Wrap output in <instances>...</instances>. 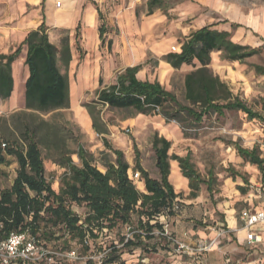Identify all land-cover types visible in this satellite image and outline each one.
I'll return each mask as SVG.
<instances>
[{
    "label": "rangeland",
    "instance_id": "obj_1",
    "mask_svg": "<svg viewBox=\"0 0 264 264\" xmlns=\"http://www.w3.org/2000/svg\"><path fill=\"white\" fill-rule=\"evenodd\" d=\"M27 1L29 0H0V50H5L9 46L8 50L10 52L17 46V40L12 37V30H9L7 34V30L14 23L24 17H31V19L40 18V13L35 16L33 7ZM51 1L60 3L70 19V21H66L63 24L47 25L48 37L57 47L60 46L63 38H67L69 46L71 45L73 48L76 47V44L79 45L82 39L85 10L88 5L95 10V21H97L98 26L111 20L116 23L115 19H119L121 16L125 19L129 16L130 19L126 26H111L115 34L121 35L125 32L126 35H129L132 33L134 41H141L145 44L161 38H167L171 41L167 48L168 51H172L171 46L176 45L175 41L181 42L183 38L181 27H188V25L193 23L194 19L212 21L214 20L212 17L217 13L223 17H228L227 20H229V18H234L235 15L239 14L240 20L231 24V31L228 32L231 34V32L240 28L239 32H241L242 36L238 43L260 48L257 54L250 57L248 61L246 60L249 69H252L253 64H260L264 67V0H164L163 7L154 8L153 13L149 15L146 14L147 0ZM65 2H69V5ZM49 13L52 15V11ZM152 17H154V20ZM88 18L90 20L91 15ZM30 21L27 22L23 29L29 27ZM76 25H78L77 28ZM91 28L87 32H90ZM109 28L108 25L106 32ZM57 64L61 72L71 74L72 70L69 66L66 69L60 61H57ZM15 66L11 70L13 79ZM22 67H24V64L19 69L20 76L23 74ZM253 75L254 78L252 80L256 83V87L262 89V92L261 94L254 92L250 101H252L251 103L254 102L257 108L264 113L263 77L255 73L254 70ZM74 77L75 87L77 88L76 101L71 102L69 97V107L67 108H57L49 111L26 109L23 99L24 83L22 81H20L18 86L21 88V93L20 91L18 93V103L14 105L13 103L15 102L10 100L11 97L0 99V141L7 144H15L18 148H24L25 141L22 136L24 125L37 126L36 137L40 141L39 147L43 156L45 176L55 190H58L59 177L64 170L55 161L57 158L55 146H63L69 149L71 151L70 157L76 164L80 163L76 153L78 144L82 145L87 153H91L94 160H101L100 148L104 146L101 140V137L104 136L98 134L94 129L87 131L83 127V125H86V117L84 114H76L79 105L85 108V104L96 101L97 92L101 85L97 87L91 81L83 85L80 84L78 68L75 70ZM72 89L74 90V87ZM172 90L177 94L181 102L186 103L183 95L179 92L180 85L177 81H174ZM73 104L77 108L76 111L72 109ZM95 111L98 112L99 121L113 125V131L129 135L127 137L128 148H123L124 159L134 163L133 157L137 153V157L142 160V163L151 167L148 168L149 173L151 175L154 174L156 171L155 157L150 146L153 129H138L125 123L123 118L130 112H136L131 108H116L98 103ZM81 117H84L85 120L83 121ZM244 122H249V127H245L243 125ZM170 123L179 127L182 135L181 142L171 143L170 149H168L170 154L177 155L182 153L184 155L188 151L189 161L200 177L206 180L205 182L210 179L211 192L209 193L205 189L204 181L199 183V188H203L204 197L196 205L193 203L187 204L186 198L191 191L189 189L185 194L176 197L177 206L173 213L161 215L158 220L162 223L163 231H166L168 235L192 244H196V239L198 238L205 242L209 238H214L217 245H212L211 250L198 255L181 253L160 234V228L156 227L153 229L152 237H143L147 233L144 229H136L137 217L133 215L131 225H120L110 231L104 229L102 233H98V237H88V248L86 250H83L81 243L72 241L70 251H74L73 257H69L67 251L58 250L59 244L57 242H46L45 247L52 256H47L41 264L56 260L65 261L67 264H88L89 261H92L93 264H100L101 257L108 252H112L114 247L121 251L120 259L116 264H264V232L262 234L263 244L258 247L252 248L244 244H238L234 237L228 238L225 214L222 212L228 208L229 200L234 201L231 196H227L222 192L226 173L230 171L229 169H232L231 162H229L232 144L255 145L259 149V154L264 155V123L257 120H248L243 114L235 111H225L221 115L212 113L199 123L192 121H185L180 125L175 121ZM131 137L135 140L138 147L137 151L132 148ZM107 139L114 147L118 146L116 138L110 133H108ZM109 153L111 159H114L113 154ZM17 169L16 158L7 156L6 162L0 165V189L11 183ZM256 173L257 176L255 178L251 174L247 175V179L250 178L251 180L248 183L250 187L247 186V189L264 186V172L258 171ZM134 183L137 184L135 181ZM197 192L199 194V191ZM263 200V198H260L255 204L259 202L262 204ZM183 206H186L188 215L183 216L179 221L178 215L181 209H185ZM233 206H235L234 216L237 219L236 231L244 229L242 221L238 218L241 206H236V204ZM72 207L81 218L84 217V206L73 205ZM193 207L200 208V211L196 214L193 213ZM184 224L185 230H179ZM259 227H261V230L264 229L263 224L256 226L255 229L257 230ZM188 228L203 229L207 234L214 230V236H199L194 232L188 231ZM136 230H139V233L142 234V245L134 246L131 244L128 247L123 246L127 239L131 237L133 231Z\"/></svg>",
    "mask_w": 264,
    "mask_h": 264
},
{
    "label": "trees",
    "instance_id": "obj_2",
    "mask_svg": "<svg viewBox=\"0 0 264 264\" xmlns=\"http://www.w3.org/2000/svg\"><path fill=\"white\" fill-rule=\"evenodd\" d=\"M163 2L164 0H147L146 14H152L154 8H162ZM99 31L101 34L105 31L103 25L99 26ZM23 46L26 48L24 66L28 69L24 82L25 108L49 111L69 107L68 78L66 73L59 70L57 59L67 67L71 59L70 46L67 38L61 40L59 47L51 43L43 22L37 28L29 30L12 52L0 54V99H6L12 94L14 79L11 64ZM213 50L219 51L223 60L243 61L257 54L260 48L232 41L228 31L210 26L198 28L181 41L178 52L169 51L163 56L175 68L183 63L191 64L194 59L201 64L184 75L183 98L186 103L179 101L156 80L151 82L137 79L135 72L138 65L127 67L117 77L116 83L97 92L96 101L84 105L91 118L92 128L98 134L105 133L106 130L95 111L98 103L116 108H131L141 113L160 114L166 123L175 121L179 125L185 121L199 123L204 114H221L223 110L242 111L248 120L256 119L264 123L261 113L237 96H232L228 86L213 75L208 67L210 52ZM252 66L258 74H264L262 65ZM36 131L37 126L24 125V148L0 141V165L6 162L7 156H14L18 163L12 182L0 189V240L11 232L21 231L33 236L44 246L46 242H57L58 250L61 251H70L72 241L81 243L83 250H86L88 237L96 238L104 229L110 231L120 225H131L133 215L137 217L136 229H144L147 233L143 237H152V231L156 227L163 232L158 217L172 214L177 206L175 199L179 196L167 180L170 159L178 162L182 174L188 178L191 190L189 197L197 194L200 181L188 155L180 157L168 154L171 142L157 134L151 139V148L160 178L149 176L138 160L135 163L146 192L140 191L128 176L129 165L123 159L122 151L113 150L114 159H111L109 152L100 151L99 162L105 167V170H100L91 153H87L80 144L76 151L79 165L71 159L69 149L55 146V161L64 168L59 177L58 190H55L45 176ZM102 142L107 149L111 148L104 137ZM1 143L5 145L2 146ZM235 149L241 158L256 164L261 172L264 170V156H259L257 146L246 148L236 144ZM73 205L85 207L83 218L73 210ZM142 242V234L136 230L123 246H140ZM112 252L103 255L100 264L118 263L121 251L114 247ZM42 261L44 260L28 264H41ZM46 264L67 263L56 260ZM88 264L93 263L89 261Z\"/></svg>",
    "mask_w": 264,
    "mask_h": 264
},
{
    "label": "crops",
    "instance_id": "obj_3",
    "mask_svg": "<svg viewBox=\"0 0 264 264\" xmlns=\"http://www.w3.org/2000/svg\"><path fill=\"white\" fill-rule=\"evenodd\" d=\"M27 2L31 4V6L33 7L34 9L33 12L35 13L34 14L35 16H38V14L40 13V18L35 17L31 19V17H24L23 19L18 20L16 23H14L11 26V28L7 30V34L9 33V30H12L11 31L13 35L12 37L17 40V46L19 45V43L21 42V40L24 38V36L29 30L37 28L42 22L44 23L45 32L48 36V33H47L48 24L49 25L63 24L66 21H70L68 15L66 14V11L62 9L61 5L56 7L55 3H53L51 0H29ZM65 3L68 4L69 2H65ZM50 11H52V15H50L49 13ZM89 15H91L90 20L88 18ZM95 15L96 13H95L94 8L88 5L85 10V19H84V26H83V31H82V39L79 45L76 44V47L73 48L70 45L71 59L68 63V66L71 68L72 72L71 74H68L66 72L64 73H66L67 78H68V90H69V97H70L71 102L76 101V89L77 88L75 87L76 82H74L75 81L74 74H75L76 68H78V80L80 84L83 85L91 81L92 84L97 87L101 85L99 87V90H100L104 87L109 86L110 84L116 83L117 77L123 74L125 68L132 67L135 65L139 66L138 70L135 72V76L137 79L148 80L151 82L156 80L166 90L171 91L178 99L177 94L174 93L172 90L174 81H177L180 85L179 92L184 97V83H183L184 75L187 72L194 70L195 68L201 65L197 60L194 59L191 64L183 63L177 68L172 67L166 60L163 59V56L167 52H169L167 48H168L169 43L171 42L170 39L161 38L154 42L145 44L144 42H141V41H136V40L134 41L132 33L129 35L128 34L126 35L125 32H123V34L121 35L115 34L111 26H114V27L121 26V25L126 26V23L129 22V19H130L129 16H127V18L125 19L122 16L119 19H115L116 23H114V21L111 20L108 23L99 24V26L103 25L104 30H105L101 34L99 31L98 23L97 21H95ZM227 18L228 17H223L222 15H218L216 13L214 17H212V19H214L212 21H206L203 19H194L193 23L188 25V27H183V28L181 27V32L183 35V38L181 39V41L184 38H186L190 32L198 28H201L203 26H210L211 28H214L217 30L231 31L230 30L231 24H233L235 21L240 20V16L238 14V15H235L234 18H229V20H227ZM152 19L154 20V17H152ZM29 20H31L29 27H26V29H23V27L27 25V22H29ZM108 25L110 28L106 32V27ZM90 27H92L91 31L87 32V30H89ZM239 30L240 28H237V31L231 32L232 41L238 42V40L242 36ZM175 44L178 46V49L180 50L181 42L175 41ZM8 49H9V46L5 50H0V54L1 53L8 54L14 50L13 49L12 51L9 52ZM25 53H26V48L25 46H23L21 48V52L19 53L17 58L14 60L15 62L14 61L12 62L11 70L14 68V66L17 63L24 64ZM250 57L245 58V60L243 61H238V60L227 61V60H223L220 58L219 51L213 50L210 52V62L208 64V67L210 68L213 75L218 76V78L228 86L229 90L231 91L232 96H237L240 100L245 102L248 106L252 107V109H254L255 111H258L264 116V113L260 111L259 108H257L254 102L251 103L252 101H250L252 100L251 96L254 92H257V94H261L262 92V89H259L258 87H256V83H254V81L252 80L254 78L253 70L255 71V69L253 68V66H252L253 70L249 69L248 65L246 64V60L248 61ZM57 61H60L59 58L57 59ZM67 67L65 68L67 69ZM255 73L257 72L255 71ZM259 75L263 77L262 82H264V74H259ZM21 76H22L21 78L22 83H24L28 76V69L26 66L23 67V74ZM72 87H74V90L72 89ZM22 88H23V84H22ZM13 91H12V94L10 95L11 99H12ZM23 99H24V95H23ZM18 101H19V98H17V101L14 100L15 103H18ZM78 107L79 108L77 109L75 104L72 105L73 111H76L77 109L76 114L78 113L84 114V116L86 117L87 119L86 125H83L81 123L83 127L87 131L93 129L91 118L87 116L89 115L87 113V110L80 105ZM263 110H264V107H263ZM225 111L226 112L228 111L239 112L246 117L244 112L238 111V110H223L221 114H223ZM211 114L212 113L204 114L200 121H203V119L207 115H211ZM252 120H256V119H252ZM123 121L129 125L135 126L138 129H142V128L153 129L151 139L153 135L157 134L158 136H162L166 138L171 143L173 142L178 143V142H181L182 140V135L179 130V127L175 126V124H171L170 122L166 123L164 121V118L160 114L130 112V114H128L127 116L123 118ZM243 125H245V127L246 126L249 127L250 124L249 122H244ZM112 126L113 125L108 124V123L105 124V128H106L105 133H101L104 136V138L108 141L111 148L107 149L104 145L103 148H100V151L105 150L107 152H111L114 156L113 158H115V154L113 153V150L117 149V150L122 151L123 153V150H124L123 148L125 149L128 148L127 137L129 135H126L124 133H119L118 131H113ZM108 133H110L116 138L118 142L117 147H114L113 144H111L110 141L107 139ZM131 139H132L133 150L135 151V148L138 150L135 140L132 137ZM101 140H102V137H101ZM236 144L238 143H233L230 149L231 157L229 159V162H231L232 169H229L230 171L226 173V177L223 180L224 189L222 191L223 194L227 196H231V199H233L234 201L225 200L229 202V206L227 209H224L222 212H224L225 214L224 218L226 222V228H227L226 231L228 232L227 233L228 238L231 239L234 237L238 244H244L247 247L250 246L254 248L256 246L258 247L259 245L263 244V241H261L260 243L256 245H248L246 242V230L241 229V230L236 231L237 219L234 216L235 206L233 205L236 204V206H241L238 212L239 220H240V217H239L240 213L244 209H249V210L264 209V205H263L264 202H262V204L260 202L258 204H255V202L259 200L260 198L264 199V186L260 184V186H262L261 188H254V189L246 188L247 186L250 187L248 183L251 182L250 178L247 179V175L251 174V176L255 178V176H257L256 172L260 170L256 164H253L247 160H244L236 153V149H235ZM238 145L242 147H246V148L252 147L250 145H241V144H238ZM150 146H151V140H150ZM168 154H170L169 150H168ZM177 155L180 157H185L186 155H188L189 157V152L187 151L184 155L182 153H179ZM259 156L263 157L264 155L259 154ZM100 157H101V154H100ZM133 158H134L133 159L134 163H132V161H129L128 159H124V155H123V159L129 165L128 170H127L128 174H130L132 171L137 170V168L135 167V163L138 160L139 165L145 171H147L149 176L155 179L160 178V174H159L157 167L155 168L156 171L154 172V174L151 175L148 171V168H151L149 165L147 166L144 163H142V160H140L139 157H136V153L134 154ZM94 161L100 170H105V167L100 164L99 160H94ZM154 164H155V160H154ZM263 166H264V163H263ZM173 171H174V175L172 174ZM263 172L264 170L262 171V173ZM195 173L200 183L204 181L203 183H205V187H206L205 189L210 193L211 192L210 191L211 184L209 182L210 179H207V182H205L206 180L200 177L199 173L196 170H195ZM175 175L178 179L175 177ZM15 176H16V173H14L12 180ZM176 179L180 181H177ZM167 180L173 186L174 192L179 193V195L185 194V192H187V190L190 189L188 186V178L182 174L181 169L176 160H171V159L169 160V173L167 176ZM134 181L137 183L136 187L140 191L146 192L144 188V182L141 176H139V178ZM239 187H241V189ZM198 189L199 190L197 191H199V194L196 191L197 194L195 197L188 196L186 198V200L188 201L187 204L193 203L196 205L199 202V200L202 197H204L203 188L202 187L199 188L198 186ZM183 207H185V209H181V212L178 215L179 221L183 218V216L188 215L186 206H183ZM221 208L223 209L222 206ZM192 209H193V213L195 214L200 211V208L198 207H193ZM260 224H263L264 226V223H258L253 227V230L255 233L260 234L261 239H262V234L264 232V229L261 230L260 229L261 227H259V229L257 230L255 229V227ZM181 229L183 231L185 230V224L179 230ZM188 231L194 232L199 236H206V235L214 236L213 235L214 230L209 232L208 234L204 232L203 229H199V228H196V229L188 228ZM212 239L209 238V240H212ZM196 240H197L196 241L197 243L201 242L199 238ZM216 245L217 243L214 242L213 246H216Z\"/></svg>",
    "mask_w": 264,
    "mask_h": 264
},
{
    "label": "built area",
    "instance_id": "obj_4",
    "mask_svg": "<svg viewBox=\"0 0 264 264\" xmlns=\"http://www.w3.org/2000/svg\"><path fill=\"white\" fill-rule=\"evenodd\" d=\"M173 52L179 51L177 45H172ZM158 109V107H156ZM2 146L5 143H1ZM139 171H132L128 176L132 180L139 178ZM240 220L243 228L246 230V242L248 245H256L262 241L260 234L255 233L253 227L258 223H264V209L249 210L244 209L240 213ZM168 242L175 246L176 250L188 255H198L210 250L214 244V239L201 241L196 244L187 243L172 235H168L166 231L160 233ZM68 256L73 257L74 251H68ZM47 256L51 257L50 251L39 243L33 236L27 235L25 232H11L9 235L0 240V264H28L34 263Z\"/></svg>",
    "mask_w": 264,
    "mask_h": 264
},
{
    "label": "bare ground",
    "instance_id": "obj_5",
    "mask_svg": "<svg viewBox=\"0 0 264 264\" xmlns=\"http://www.w3.org/2000/svg\"><path fill=\"white\" fill-rule=\"evenodd\" d=\"M55 5L56 6H60L61 4L60 3H55ZM60 18V17H59ZM22 66V64H19V63H17V65L15 66V69H14V91H13V95H12V99H11V101L13 100V102H14V100H16L17 101V98H18V93H19V91L21 90V88H19L18 86L20 85L19 83H20V81H22V79H20V78H22V76H20V67ZM23 68V67H22ZM21 74H22V72H21ZM20 76V77H19ZM22 92H23V90H22ZM20 93H21V91H20ZM16 104V103H15ZM14 104V105H15ZM81 119H83V121L85 120V118L83 117H81ZM172 174L174 175V171L172 172ZM174 177V176H173ZM175 177H176V175H175ZM177 178V177H176ZM178 179V178H177ZM176 179V180H177ZM177 181H180V180H177Z\"/></svg>",
    "mask_w": 264,
    "mask_h": 264
}]
</instances>
